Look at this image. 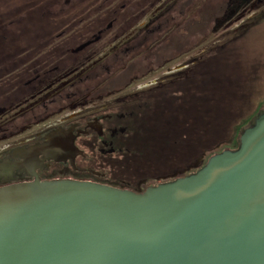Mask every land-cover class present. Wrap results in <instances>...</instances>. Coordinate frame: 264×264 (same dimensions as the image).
<instances>
[{
	"label": "water",
	"instance_id": "water-1",
	"mask_svg": "<svg viewBox=\"0 0 264 264\" xmlns=\"http://www.w3.org/2000/svg\"><path fill=\"white\" fill-rule=\"evenodd\" d=\"M74 138L41 147L48 158L73 157ZM147 186L36 178L0 187V264H264V112L233 150Z\"/></svg>",
	"mask_w": 264,
	"mask_h": 264
},
{
	"label": "rangeland",
	"instance_id": "rangeland-1",
	"mask_svg": "<svg viewBox=\"0 0 264 264\" xmlns=\"http://www.w3.org/2000/svg\"><path fill=\"white\" fill-rule=\"evenodd\" d=\"M204 1L206 3V9L212 12L214 14L213 16L221 17L226 9L225 5H227L230 0ZM57 2L54 0H24V7L16 5V10L14 11L15 16L13 17H24V26L19 25L17 27L24 30L26 32V34L24 33V38L29 39L28 43H25L24 39V83L33 78L34 72L37 71L38 73H42L43 67V70H48L56 66L59 67L57 72L44 75V77L48 79H59L54 82V87H51L34 100H30L29 103H24V135L31 132V130L28 131L29 127H32V124L35 122L41 123L36 126L40 127L44 124H52L57 121H62L63 119H70L71 116L68 115H71L80 108L84 110V106H88L93 102H96L94 104L105 106L122 103L125 98H121V94L101 97L92 102L88 100L86 102L83 97H79L76 101L73 100L72 96H70L69 99L65 97L74 93H78L79 96H84L88 93L87 88H101L107 85L106 81L115 77L117 72H121V66L120 68L113 67L117 65L114 57L118 52L119 54L124 53L123 65L128 63L124 66L133 70H139V67L135 64L140 61H145V59L139 56L142 54L141 52L144 53L149 51L167 54L166 51L169 48L167 46L168 44H163L166 43L169 37L175 35H170L171 32H179L178 30H181L179 22L183 19H194L196 22L198 20V13L196 11L194 12L196 7H193L191 12L186 10L187 7H182L181 15L178 14L176 7L180 5L179 7L181 8V5H201L203 3V1L201 3L200 0H128L126 7L123 10H119L116 14L112 15L110 12L118 9V7H106L101 11L104 13L101 15V12H95L94 8L92 10L93 13L89 12L91 7L86 6V0L83 2L82 0H67L66 2L57 0ZM237 4H234V12L228 13L233 16L226 21L224 25H229L223 31L215 33L210 40L203 44L204 46L202 45L203 47L195 48L190 52L183 50L177 55L179 56L178 59H173L174 61L172 60L167 66L164 65L165 67L163 66V68L155 69L157 67L152 66L150 69H152L151 71L153 74L148 77V80L158 77L163 78L170 72L182 70L187 64L189 65V61L193 60L192 62L195 64L196 59L200 57L202 52L211 47L228 43L234 37L241 35L249 26L251 30H254L259 24L260 26H258L249 37L248 44L250 45L252 53H257L261 56L260 63L264 66V0H242L239 2L238 7ZM3 11L5 12V9L0 10V13L2 14ZM112 18H116L114 30L120 31L122 29V31H125V34L121 35L122 37L119 39L114 40L111 37L112 34H106L107 36L105 35L97 45L87 48L77 55L76 59L75 56L71 58L69 54L62 55L57 50H61V48L71 49L78 46L79 43L83 42L89 35L91 36L93 33H96L97 28H95V26H98V24L102 22L101 27H105L111 23L110 21ZM161 19L169 20V24L167 22H162L160 24L159 20ZM177 21V27H170L172 22L176 23ZM56 22L57 25H55ZM157 24L161 25L159 29ZM30 32H32L33 36H37L38 34L39 36L36 39H30L32 35ZM44 32L47 34L48 32L52 33V35H50L54 36L53 39L51 36H46ZM146 32H149L151 35L149 34L146 36L148 39H140L141 45H139L142 51L139 52L134 50L132 46L134 44L136 45V38H140L142 34ZM59 33H64V36L60 38L55 37ZM43 34L45 35L43 36ZM185 35L186 34H178L176 36L177 38L178 36H184V38L187 39L189 36ZM194 36L196 35H191V37ZM76 40H78V42H76ZM119 45L124 49L129 47L130 51H119ZM5 46L7 45L0 44V47ZM159 46L163 48L157 50L156 48ZM173 46H175V44H173ZM173 52L174 50H171L170 54ZM186 52L188 53L186 54ZM48 53L54 54L52 61L46 59ZM184 54L185 56L183 57L182 55ZM84 57H87V59L83 60ZM61 58L63 59L61 60ZM46 62H50L49 64L54 66L47 68V66L43 65ZM81 62H84L83 66L78 65ZM194 64L190 65L194 66ZM74 66H77V71L72 73L71 77H62L61 79L60 76L68 72ZM26 71L27 73H25ZM81 79H87V82H80L79 80ZM26 90L27 88L24 86V99L26 95L29 94V92L26 93ZM71 105L74 106L71 107ZM124 111L126 112V108H124ZM84 113L86 112H82L81 114ZM143 115H145V113ZM119 123L120 126H129L128 132H126L124 137L126 140L130 141L134 136V129L131 127V124L129 125L128 119L122 120ZM143 129L144 128H139L138 130L137 127V146L133 147L132 151H129L123 159L119 158L117 155L102 156L97 153L95 154L91 147V143L94 142V139L93 141L81 139L82 150L85 154L79 159V164L101 172L103 178L111 183L121 184L122 186L132 188V190H134L133 188H135L139 179L152 174L154 168H159L158 170H178L176 173L171 171L172 175H170V177H180L179 175L183 173L181 170L189 163H193L194 158L190 159L188 162H184V157L179 156L175 151L172 153L170 149L165 150L167 158L160 157L158 150L149 149L146 144L143 143L139 145L142 141L141 133L144 134ZM234 134L233 136H235ZM232 139L233 138L226 142H221L211 149L204 150V157L209 156L213 151L212 149L219 150L228 148L233 150ZM193 151L195 150H191V152ZM159 179L161 178L150 180L149 183H158ZM148 184L145 183L142 190H144Z\"/></svg>",
	"mask_w": 264,
	"mask_h": 264
},
{
	"label": "flooded vegetation",
	"instance_id": "flooded-vegetation-1",
	"mask_svg": "<svg viewBox=\"0 0 264 264\" xmlns=\"http://www.w3.org/2000/svg\"><path fill=\"white\" fill-rule=\"evenodd\" d=\"M54 1L57 2V0ZM63 1L66 2L67 0ZM83 1L84 0H82V2ZM127 4L128 0H86V6L92 8L89 9V12L91 13H93V8L95 12H101L103 8L106 7H118V9L110 12L114 15L119 10H123ZM16 5L24 7V0H0V10L5 9V12L3 11L2 14L0 13V44L7 45L5 47H0V187L29 182L37 178L40 180H85L132 190V188L122 186L121 184L111 183L103 178L101 172L79 164V159L85 154L82 150V141L80 140L86 139L93 141L94 139V142L91 143V147L95 154L97 153L102 156L117 155L119 158L123 159L129 151H132L133 147L137 146V127L138 130L139 128H142L148 117L154 113L153 110L149 109L150 106H148L150 99L154 96V90L156 88L161 89L163 86H166L165 89H169L172 82V79H170L171 76L175 73L186 75L187 72L191 71V65L194 64V62H192L193 60L189 61V65L187 64L182 70L170 72L163 78L158 77L148 80V77L153 74L151 71L152 69L144 72L134 70V72H131L130 77L127 80H119L120 84L116 85V87H113V85H110L111 87H109V84H112V82L115 81L109 79L106 81L107 87H105L106 85L101 88L91 87L90 89H87L88 93L84 96H79L78 93L70 94L65 98L69 99L70 96H72L75 101L79 97H83L86 102L87 100L92 102L101 97H108L109 95L116 96L119 94H121V98L125 99L122 103L111 106L94 104L96 102L90 103L88 106L83 107L84 110L80 108L79 110L74 111L71 115H68L71 116L70 119H63L62 121H57L52 124H44L43 126L36 127L41 123L35 122L32 124V127H29L28 131L31 130V132L24 135V103H29L30 100H34L51 87H54V82L59 79H48L45 78L44 75L57 72L59 67L55 65L56 67L48 70H43V67L42 73H38L37 71L34 72L33 78L24 83V33L26 34V32L17 27L19 25L24 26V17H13L15 16L14 11L16 10ZM102 13L103 12L100 14L102 15ZM115 21L116 18H112L109 27H107L108 25L101 27L102 22L99 23L98 26H95V28H97L96 33L101 31L100 39L89 44L79 52L72 51L75 47L71 49L61 48V50H57L62 55L69 54L71 55V58L75 56L76 59V56L84 50L97 45L106 34H112L111 37L114 40L119 39L122 37L121 35L125 34V31H122V29L120 31H115ZM49 32L48 34L44 33L46 36H51L52 33ZM30 33L32 34V32ZM96 33H93L91 36L89 35L83 42L79 43V45L91 39ZM45 34H43V36ZM38 36L39 34L37 36H33L32 34L30 39H36ZM63 36L64 33H59L55 37L60 38ZM53 37L54 36H51L52 39ZM28 40L29 39H25V43H28ZM76 42H78V40H76ZM53 55L54 54L52 53H48L46 59L52 61ZM62 59L63 58H61V60ZM86 59L87 57L83 58V60ZM49 63L50 62H46L43 65L47 66V68L54 66ZM78 65L83 66L84 62H81ZM77 66H74L68 72L61 75V79L62 77H71L72 73L77 71ZM25 73H27V71ZM79 81L87 82L82 79ZM24 86L27 88L26 93L29 92L25 99ZM99 91H102L103 93H96ZM150 95L151 98L149 97ZM73 106L74 105H71V107ZM153 107L154 106L152 105L151 108ZM124 108H126V112L124 111ZM82 112L86 113L81 114ZM144 113L145 115H143ZM125 119H128L129 125L131 124V127L134 129V136L130 141L126 140L124 137L126 132H128L129 126H120L119 123ZM69 135L75 136L74 145L80 150V152L73 157L72 154H68L65 157H62L63 159L59 160L48 158V154L44 152L41 145H45L53 139ZM142 136L143 134H141V137ZM142 143L143 141H141L139 145ZM212 150L213 151L209 156L218 151L214 149ZM158 154L162 158H167V155L162 152ZM189 155L190 156L187 158L184 157V162H188L192 158H194L195 161L193 160V163H189V166L186 165L185 168L181 170L183 173L179 175L180 177L187 176L199 168L205 154L203 150L197 154ZM158 169L159 168H154L152 174L145 178H140L133 189L136 192H141L143 191L142 188L144 187V184H148L149 181H152L153 179L161 178L158 183H152L151 186L178 178V176L175 178L170 177V175H172L171 171L176 173L178 170L170 171Z\"/></svg>",
	"mask_w": 264,
	"mask_h": 264
},
{
	"label": "trees",
	"instance_id": "trees-1",
	"mask_svg": "<svg viewBox=\"0 0 264 264\" xmlns=\"http://www.w3.org/2000/svg\"><path fill=\"white\" fill-rule=\"evenodd\" d=\"M240 1L242 0H230L229 4L225 5L226 9L221 17L213 16L214 14L206 9L204 0H200L201 5H181V8L179 5L176 9L180 15L182 7H187L188 12L196 7L194 12L198 13L197 22L194 19H183L179 22L181 30L171 32L170 35H175L169 37L163 44H168L167 54L141 52L140 39H148L146 36L150 33H140L142 36L136 38L137 43L132 47L142 53L139 56L145 61L135 65L141 72L149 70L152 66L157 67L155 69L163 68L173 59H178L177 55L183 50L190 52L195 48L203 47V44L215 33L223 31L229 25H224L233 16L228 13L234 12V4H239ZM159 21L160 24L162 22L169 24V20L166 19ZM160 24H157L158 29L161 27ZM177 25L178 21L172 22L170 27ZM249 27L228 43L202 52L186 75L173 74L169 89L163 86L154 90V96L152 98L151 95L149 96L151 99L148 103L149 109L154 113L142 126L144 128L142 141L143 144H148L147 148L151 147L166 155L165 150L170 149L172 153L175 151L179 156L187 158L190 156L188 154H197L235 138L238 131L264 112V66L260 63L261 56L250 50L248 39L255 29L251 30ZM178 34H186L189 37L177 38ZM191 35L196 36L191 37ZM162 46L156 49L161 50ZM129 49V47L124 49L121 45L118 47L122 52L130 51ZM171 50H174L172 54H170ZM123 54L118 52L114 57L117 65L113 67L122 68L121 72H117V75L111 78L115 81L109 84V87L110 85L116 87L120 84L119 80H127L131 72H134L125 67L128 63L123 65ZM182 56L184 57L185 54ZM191 150L195 151L191 152Z\"/></svg>",
	"mask_w": 264,
	"mask_h": 264
}]
</instances>
